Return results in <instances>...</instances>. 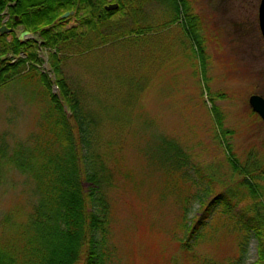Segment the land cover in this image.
Returning <instances> with one entry per match:
<instances>
[{"label":"rangeland","instance_id":"1","mask_svg":"<svg viewBox=\"0 0 264 264\" xmlns=\"http://www.w3.org/2000/svg\"><path fill=\"white\" fill-rule=\"evenodd\" d=\"M260 2L134 0L130 13L114 20L124 23V15H131L140 27L149 26L148 31L113 34L73 54L64 65L69 83L87 101L94 120L91 129L97 133L91 139L97 137L103 154L113 149L108 164L115 169L118 185L107 193L112 254L106 264H253L258 258L259 237L248 239L233 217L264 215V173L257 196L244 184L245 167L264 168V122L249 104L252 94L264 97ZM189 12L200 18L207 55H200V44L189 30ZM177 15L180 19L174 20ZM76 19L72 16L70 25ZM117 23L110 22L112 30L119 28ZM56 51L44 47L39 55L46 62ZM41 69L51 71L45 63ZM26 86L19 81L0 86V146H6L0 159V241L10 252L44 231L43 224L32 226L30 221L41 198L36 180L6 164L17 144L24 150L34 147L33 136L40 134L48 110L41 101H27L33 92ZM214 104L222 113L223 128L230 131L226 137ZM66 111L72 115L68 106ZM75 133L79 136L77 129ZM225 139L239 171L229 162ZM195 166L203 179L195 174ZM89 184L84 183L87 188ZM221 192L232 209L220 202L209 216L216 227L209 229L211 240L197 245L191 241V249H183V197H189L191 222L202 215L203 202Z\"/></svg>","mask_w":264,"mask_h":264},{"label":"trees","instance_id":"2","mask_svg":"<svg viewBox=\"0 0 264 264\" xmlns=\"http://www.w3.org/2000/svg\"><path fill=\"white\" fill-rule=\"evenodd\" d=\"M111 1L119 3V7L107 10L108 0H0V86L6 87L17 81L25 87L28 85L33 93L29 94L27 101H41L48 109L38 130L40 134L33 136L34 147L24 150L17 144L6 163L36 180L37 193L41 198L30 214V221L32 226L43 224L44 231L35 233V237H27L25 245L18 251L4 249L0 241V264H106L111 257L112 249L108 245L111 205L107 193L118 185L115 169L108 164L113 149L104 154L99 152V140L97 137L91 139L97 131L91 129L94 120L88 113L87 101L69 83L63 70L73 54L85 52L113 34L126 36L149 30V26L140 27L139 21L132 20L131 15H124V23L121 19L114 20L118 14L130 13L134 0ZM72 10L76 11L77 20L66 27L72 15L69 18H62L61 15ZM80 12L84 14L79 15ZM7 15L9 18L6 20ZM186 18L192 22L189 30L200 44V55H207L204 39L199 33V16L189 12ZM177 19H180L179 15L174 20ZM115 21L119 22V28L126 27L112 30L114 28L109 24ZM3 25L12 28V31L1 33ZM18 27L31 31L37 39L19 40ZM44 47L57 50L49 54L48 62L56 76L58 93L53 92L49 73L41 69L44 60L39 55V49ZM66 106L70 108L71 116ZM212 109L223 137H226L230 131L223 128L222 113L215 104ZM1 139L4 142L5 136L2 135ZM5 147L0 146V159L5 154ZM226 147L230 150L229 162L237 171L241 170L230 142ZM23 158L33 164L28 165ZM194 168L195 174L203 179L198 167ZM245 168L244 184L251 194L257 196L262 192L258 183L263 178L264 168L255 165ZM85 182L90 183L88 188ZM223 194L221 192L212 200H205L200 207L202 215L191 218V222L187 221L186 203L189 197H183V222L179 223V227L187 231L184 238H179L183 249L190 250L191 241L197 245L211 240L209 229L215 226L209 216L220 202L232 209L229 200L223 199ZM233 218H237L246 229L248 239L259 237L258 258L253 264H264V239H261L264 238L261 235L264 215L245 219L239 213ZM205 264H210V261L205 260Z\"/></svg>","mask_w":264,"mask_h":264},{"label":"water","instance_id":"3","mask_svg":"<svg viewBox=\"0 0 264 264\" xmlns=\"http://www.w3.org/2000/svg\"><path fill=\"white\" fill-rule=\"evenodd\" d=\"M119 7L118 3H111L106 6L107 10L110 9H116ZM71 12H66L65 14L62 15V17H67ZM259 25L261 29V33L264 37V0H261L260 5H259ZM2 32L7 31V27L3 26L1 28ZM32 34L29 31L23 32L20 36L19 39L21 41H25L26 37L31 36ZM53 82H55V77L52 79ZM55 88L57 89V86L55 85ZM249 103L252 107V109L257 112L261 118L264 120V97L259 95V94H252L249 98Z\"/></svg>","mask_w":264,"mask_h":264},{"label":"flooded vegetation","instance_id":"4","mask_svg":"<svg viewBox=\"0 0 264 264\" xmlns=\"http://www.w3.org/2000/svg\"><path fill=\"white\" fill-rule=\"evenodd\" d=\"M72 11H73V13H71V15L74 16V17H76V16H75L76 11H75V10H72ZM83 14H84V13H83ZM83 14H81V12L79 13V15H83ZM76 18H77V17H76ZM76 20H77V19H76ZM70 22H71V21H69V23L66 24V27L70 26ZM75 22H76V21H75ZM72 24H74V23H71V25H72Z\"/></svg>","mask_w":264,"mask_h":264}]
</instances>
